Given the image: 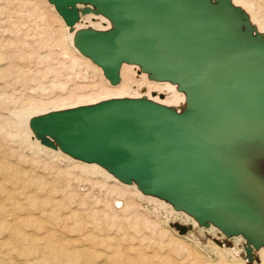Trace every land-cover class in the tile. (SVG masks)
<instances>
[{
	"label": "water",
	"instance_id": "obj_1",
	"mask_svg": "<svg viewBox=\"0 0 264 264\" xmlns=\"http://www.w3.org/2000/svg\"><path fill=\"white\" fill-rule=\"evenodd\" d=\"M46 1L69 30L80 15L108 20L107 30H75L72 45L110 85L121 64L136 65L176 85L185 108L107 99L30 118L35 139L134 183L198 227L240 236L250 261L264 247V211L234 195L249 173L232 143L264 140V37L230 0Z\"/></svg>",
	"mask_w": 264,
	"mask_h": 264
},
{
	"label": "rangeland",
	"instance_id": "obj_2",
	"mask_svg": "<svg viewBox=\"0 0 264 264\" xmlns=\"http://www.w3.org/2000/svg\"><path fill=\"white\" fill-rule=\"evenodd\" d=\"M243 2L264 16V0ZM52 11L42 0H0V264H251L240 236L223 249L203 227L181 233L172 225L182 216L20 140V115L102 92L89 90L100 79Z\"/></svg>",
	"mask_w": 264,
	"mask_h": 264
},
{
	"label": "bare ground",
	"instance_id": "obj_3",
	"mask_svg": "<svg viewBox=\"0 0 264 264\" xmlns=\"http://www.w3.org/2000/svg\"><path fill=\"white\" fill-rule=\"evenodd\" d=\"M42 1L45 2V4L47 3L46 0H42ZM243 1L244 0H230V4L233 7L238 8L245 15L246 20L248 21V24L252 27L254 33L260 34L264 37V16L260 14V10H259L260 8L259 7L256 8L255 6L256 11L254 12L255 14L254 16L253 8L250 7L247 3L245 4ZM245 1L247 2V0ZM49 7L51 8V10H53L52 12L56 14L52 5L49 4ZM77 7L78 9H80L82 6H77ZM56 16L60 20L63 26L60 27L62 28L61 30H64L65 38L71 47L70 50L72 49L77 55H79L78 57H80L82 60H84V62L87 63L84 65L87 68H90L100 79L99 83L91 86L89 90L97 89L102 92L98 93V95L95 96L96 100L94 99L90 100L92 98L89 94H88L89 96H82V97L77 96L76 101H79L78 102L79 104H75L73 106H68L63 108H57L53 110H47V111L43 110L34 113L30 112L31 114L25 113L23 115H20L17 119V123L20 130L24 133V136L19 135L20 140L24 141V143L27 144L29 143V145L31 144V146L33 145L34 147L41 148L50 153L61 155L67 160H69L71 163L73 162L75 164L82 165L91 173L97 174V172L100 171L104 175L103 178H105L106 180L111 181L114 184L119 185L121 187H124L127 190L132 189L140 197L158 203L159 206L165 207L166 209H168L169 212L173 213L175 216H182L184 219L180 220L179 218L180 221L178 222L181 225H183L185 228L188 227V228H192L193 230L197 228L198 229L201 228L197 226L196 222L190 216L186 215L181 211L173 210L171 205L166 203L165 201L159 200L152 196L141 194L136 188V185L134 183H131L129 185L122 184L98 165L93 163H84L75 160L69 157L68 155L62 153L56 146L52 149L46 148L40 145L38 140L35 139L34 135L28 128V121L30 118L51 111H59V110L70 109L78 106L91 105L107 99H113V98L135 99V98L143 97L154 103L169 107L177 112L183 111L185 108L184 95L182 92L176 90V85H173L169 82H159V81L150 80L147 78L146 73L140 71L138 66L129 65V64L120 65L118 71L119 82L116 85H110L108 81L105 80L104 77L102 76L101 70L96 65L91 63L87 58L81 56L77 52V50L72 45L73 32L77 29H83V28H91L94 30H107L110 28V23L104 17L92 13H88L83 16L80 15L78 21L72 26L71 28L72 30H69V27H66L63 24L60 17L57 14ZM128 75L131 80H129ZM101 94L106 96L102 97ZM74 95L75 94L73 93L70 94V96H74ZM70 96L68 94V98ZM232 151L234 153V156L237 158V160L244 166V168L249 173V178L244 183L240 184L234 189V195L238 197L240 200L249 203L251 205H254L255 207L264 211V140L253 139L244 142H233ZM200 230L203 231V234L206 238H210L221 248L223 249L231 248L232 245H231V241L229 240V237L223 236L221 238L220 237L216 238L209 236V233H213V235L215 236H219L221 234L214 227L208 226L207 228H202ZM198 237L201 238L200 235ZM231 239L233 240V243H239V242H241V244L244 243V241H242V239L238 236L231 237ZM225 255H227V253ZM251 257H252L251 264H256L255 260L258 258H261V261L264 260V247H261L258 250H252Z\"/></svg>",
	"mask_w": 264,
	"mask_h": 264
}]
</instances>
